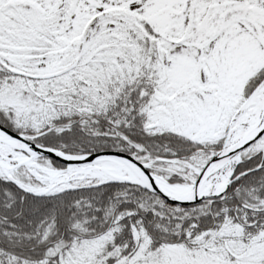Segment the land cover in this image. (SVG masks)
I'll list each match as a JSON object with an SVG mask.
<instances>
[{"label": "snow or ice", "instance_id": "6c2138e0", "mask_svg": "<svg viewBox=\"0 0 264 264\" xmlns=\"http://www.w3.org/2000/svg\"><path fill=\"white\" fill-rule=\"evenodd\" d=\"M0 264H264V0H0Z\"/></svg>", "mask_w": 264, "mask_h": 264}]
</instances>
